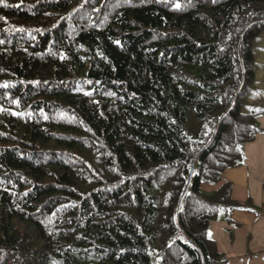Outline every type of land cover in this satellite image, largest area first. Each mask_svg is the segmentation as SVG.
<instances>
[{
    "label": "trees",
    "instance_id": "16d2710c",
    "mask_svg": "<svg viewBox=\"0 0 264 264\" xmlns=\"http://www.w3.org/2000/svg\"><path fill=\"white\" fill-rule=\"evenodd\" d=\"M263 33L264 0H0V264H229L248 203L202 183L263 131Z\"/></svg>",
    "mask_w": 264,
    "mask_h": 264
},
{
    "label": "rangeland",
    "instance_id": "374dc122",
    "mask_svg": "<svg viewBox=\"0 0 264 264\" xmlns=\"http://www.w3.org/2000/svg\"><path fill=\"white\" fill-rule=\"evenodd\" d=\"M256 48H257V62L259 64V69L257 72V87L254 91V94L251 98L256 97V95L264 93V64L261 63L264 61V33L258 38L256 42ZM255 95V96H254ZM255 105L260 108V115L258 120V124L260 127H262L263 131L260 133H257L255 136V139L251 142H247L245 145V153H246V163H249V166L251 167V171L255 170L254 172H258L256 170V167H258L260 170H264V94H262L258 101L254 102ZM245 163V162H244ZM243 163V164H244ZM242 164V165H243ZM253 172V171H252ZM223 176V175H222ZM206 183H202V189L204 191L209 192L205 188ZM252 186L254 189L257 188L256 184V178H253ZM252 195V192H251ZM248 207H253L256 201L253 200L249 203L247 201ZM254 208V207H253ZM230 212V211H229ZM227 218L226 211L223 210L220 212V215L214 219L215 221H225ZM227 221V220H226ZM212 224L214 223L211 221ZM226 232L225 233H223ZM209 236H213L218 243L222 247V249L227 253L232 252V255H228L229 264H255V255L256 253V240L264 239V222L261 221L257 225V229L254 234H251V237H248V234L245 232L244 229L239 230L234 228V226H223L220 222H217L214 226L211 227ZM246 236V237H245ZM243 239V240H242ZM264 254V251H263Z\"/></svg>",
    "mask_w": 264,
    "mask_h": 264
},
{
    "label": "crops",
    "instance_id": "0c3cea01",
    "mask_svg": "<svg viewBox=\"0 0 264 264\" xmlns=\"http://www.w3.org/2000/svg\"><path fill=\"white\" fill-rule=\"evenodd\" d=\"M260 96V95H259ZM249 161L245 156V163L243 165L237 166L235 168L227 169L222 176V179L219 183L213 182H204L205 188L209 191L217 189L224 182H231L233 185L232 196L235 200L241 203H246L247 201H251V203L256 201L253 207H243V208H234L230 210L229 217L224 221H215L210 224V229L212 226L220 222L223 226H234V228L242 230L248 234V237H251V234H254L258 223L261 221L264 222V170H261L256 167L258 172L251 171V167ZM253 178H256L257 188L254 189L252 186ZM252 192V195H251ZM226 234V232L223 231ZM213 238V236H211ZM215 239V238H214ZM216 240V239H215ZM243 240V239H242ZM217 241V240H216ZM221 251L225 252L222 247L219 245ZM256 255H255V264H264V239L256 240ZM226 253V252H225ZM228 255H232V252L227 253Z\"/></svg>",
    "mask_w": 264,
    "mask_h": 264
},
{
    "label": "snow or ice",
    "instance_id": "6c2138e0",
    "mask_svg": "<svg viewBox=\"0 0 264 264\" xmlns=\"http://www.w3.org/2000/svg\"><path fill=\"white\" fill-rule=\"evenodd\" d=\"M179 6V5H178Z\"/></svg>",
    "mask_w": 264,
    "mask_h": 264
}]
</instances>
